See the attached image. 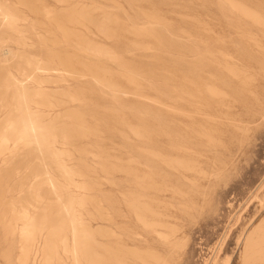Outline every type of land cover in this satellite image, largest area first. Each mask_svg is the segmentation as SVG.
<instances>
[{
	"label": "rangeland",
	"instance_id": "rangeland-1",
	"mask_svg": "<svg viewBox=\"0 0 264 264\" xmlns=\"http://www.w3.org/2000/svg\"><path fill=\"white\" fill-rule=\"evenodd\" d=\"M0 2L25 19L0 16L17 52L0 62V132L8 73L43 58L57 106H33L82 173L72 190L95 233L82 264H264V0ZM45 170L67 183L47 151H0V264H42L20 216L61 218Z\"/></svg>",
	"mask_w": 264,
	"mask_h": 264
},
{
	"label": "bare ground",
	"instance_id": "bare-ground-1",
	"mask_svg": "<svg viewBox=\"0 0 264 264\" xmlns=\"http://www.w3.org/2000/svg\"><path fill=\"white\" fill-rule=\"evenodd\" d=\"M0 16H3L7 24L14 26L25 20L1 2ZM12 41L10 38L0 39V62L9 63L16 57V50L8 44ZM32 58L30 62L35 64L32 72L21 69L18 75L11 71L8 73L9 83L7 82L6 88L13 90L14 106L1 126L3 131L0 132V151L4 152L9 149L11 143L14 144V148H17L22 142L27 146H35L38 152L47 151L54 159L55 166L65 175L67 183L60 185L48 170L39 174L45 177L46 182L56 194L55 200L58 203L61 218L52 224L47 218L39 219L37 215L29 211L28 207H23L20 219L23 221L22 236L26 241L24 255L27 256L30 252H34L35 259L40 256L42 264H52L55 258L64 264L59 252V248H62V252L72 258L73 264H82V256L87 250L86 243L95 239V233L90 226L85 224L78 210L85 206L86 198L75 193L72 187L79 189H86V187L79 185L76 181V176H82V173L69 167L64 160L66 152L57 148V144L62 142L68 144L69 141L63 131H58L56 118L45 122L43 119L46 113L33 106L39 105L38 107L45 106V108L57 106L49 100L52 96L45 89V84L50 82L51 77L42 75L56 69L47 65L43 58L38 59L34 56ZM70 96L79 99L76 94H70ZM47 100L49 101L45 102ZM61 136H63L62 140L59 139ZM64 190L68 193L62 194ZM42 199L43 196L39 193L36 200L42 201ZM255 242L257 240L254 237L250 239L249 247L256 246ZM251 252L253 250H248V253Z\"/></svg>",
	"mask_w": 264,
	"mask_h": 264
}]
</instances>
